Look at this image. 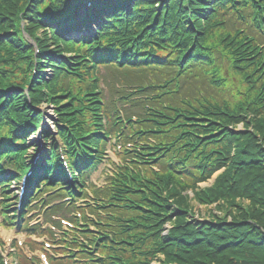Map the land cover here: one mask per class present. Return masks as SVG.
Wrapping results in <instances>:
<instances>
[{"label":"trees","instance_id":"trees-1","mask_svg":"<svg viewBox=\"0 0 264 264\" xmlns=\"http://www.w3.org/2000/svg\"><path fill=\"white\" fill-rule=\"evenodd\" d=\"M99 66L135 83L128 97L139 98L140 111L128 129L99 103ZM230 73L245 84L242 99L216 97ZM147 74L154 83L142 84ZM42 102L56 109L82 197V176L100 161L106 137L135 143L137 170L125 166L92 190L96 234L81 227L88 246L74 236L80 252L60 264H264V0H0V153L19 173L26 163L17 141L40 125ZM47 152L38 162L44 176L60 165L55 142ZM56 178L55 197L78 196L62 186V167ZM187 190L222 212L195 218ZM43 206L46 214L68 207Z\"/></svg>","mask_w":264,"mask_h":264},{"label":"rangeland","instance_id":"rangeland-1","mask_svg":"<svg viewBox=\"0 0 264 264\" xmlns=\"http://www.w3.org/2000/svg\"><path fill=\"white\" fill-rule=\"evenodd\" d=\"M230 29V27H229ZM234 31V30H233ZM50 72V71H49ZM47 72V74H49ZM99 76L101 77L100 81V88L102 91V95L107 98L109 103H115L118 107V111L120 116L126 115V112L129 111V113H134L138 110L137 106H125L123 109L121 108L122 102L118 101V97L121 94H125L127 91H130V87L125 86L122 84V82L118 79V75L114 74L113 72L108 71L107 69L100 68L99 70ZM197 85V84H196ZM198 89V85L196 86ZM220 91L216 92V97L218 99L227 98L231 101L235 99H242L244 97L245 93V84L241 83L239 77L233 73H230V75L227 76L225 79V82L223 85L220 86ZM210 91V89H208ZM124 101V100H123ZM44 118H43V124L44 128H47L49 131V134L52 135L54 140L57 141L58 145L61 146V140L59 139L57 133H56V123L57 118L54 113V108L50 104H41L40 105ZM122 111L123 113H120ZM237 127L240 128L241 124H237ZM106 149L103 153V157L101 162H99L94 169L91 170V172L88 174V176L85 179V185H87L86 191H87V197L84 199H80L76 202L77 209L70 211L66 210L63 213L66 215L72 217L76 216L74 218V221L72 224H64L62 223V229L56 230L55 228L53 230L55 231V234L53 237H46L40 233L39 230L34 231L35 234L29 233L22 229L20 226L21 221L14 220V223H10V220L5 219L6 215L9 219H14L15 215H12V212L14 209H17V207L20 206L21 202H24L25 200L27 202H24L23 206H20V210L22 209L24 213L25 211V205L30 204L31 200H27V188L25 186V183L23 184L24 190L22 194L20 195V190L22 187V181L15 182L13 179H10L11 183L9 186L6 187V192H8V198L0 199V252L2 253L3 259L7 261V264L11 261H17V264H35L39 263V260L41 261V258L39 257L40 254L47 256L48 260L52 262L53 264H58V256H60L61 252L66 253H72L73 256H76L80 252V247L82 246H74L73 243L70 241L73 240L71 237H78L79 242L82 243L84 246H88V240H84L81 236L82 233L80 232V228L87 226L89 231L94 232L96 234V225L93 224V222H96L98 220V216L91 214V211H94V205H97V200L92 198V189L93 187H102L105 185V181L111 174L117 173V171H123L122 167H118L121 165L126 166L128 161L125 160L128 159L129 153L124 147H121L119 144V140H115L114 138H108L107 140ZM52 143V139L46 141L44 143L42 136L40 135V131L38 134H35L31 136L30 138V147L28 150V159L31 161L35 160L33 164L36 165V162L38 161V158H40V152L48 149ZM131 148L130 146H125V148ZM35 148V149H33ZM35 153V154H34ZM62 154V152H61ZM37 156V158H36ZM64 158V156H62ZM9 169V168H8ZM40 170V168H39ZM9 173V172H8ZM217 173V172H216ZM214 173V175L216 174ZM214 176H211L209 179H207L205 182L200 183L199 187L204 188L207 186H210L212 184ZM7 180V179H6ZM42 182V181H40ZM39 184V183H38ZM54 184V182L52 183ZM46 191L45 189L42 190L41 193H44ZM55 191L46 192L41 195H49L54 193ZM187 196L190 201V204L193 208V215L197 219H208L210 213L220 214L222 211L218 210L217 208L214 209V205H205L200 204L198 201L194 199L192 190H187ZM82 192H77L78 196H81ZM1 196V193H0ZM17 197H20V203L19 205L15 204L14 201H17ZM23 198V199H22ZM6 204H11V206L8 208V206H5ZM242 204H247V200L241 201ZM35 204V203H32ZM30 209V208H28ZM33 210L30 212L31 214L35 212L34 214L38 213L39 207L32 208ZM21 210V211H22ZM28 211V210H27ZM41 213V211H40ZM30 214L28 223L31 225L35 223L36 221H39L41 224L43 223L42 218L39 216L32 217ZM83 216L86 217L87 221L83 219ZM102 217V215H101ZM13 224V225H12ZM15 225V226H14ZM45 225H49V223H46ZM64 239V240H59ZM22 240V246H19V241ZM27 245V246H26ZM34 250V252L28 251L29 247ZM64 246V247H61ZM11 247H14V250H11ZM85 249V248H81ZM87 252H90L93 255H96L95 249H86ZM26 254L28 257L30 255L32 259L26 260L23 255ZM8 253V254H7ZM35 255V256H34ZM9 257V258H8ZM39 258V259H38ZM156 260L151 261V264H156ZM77 264H90V261H87L86 259L84 261H77Z\"/></svg>","mask_w":264,"mask_h":264}]
</instances>
